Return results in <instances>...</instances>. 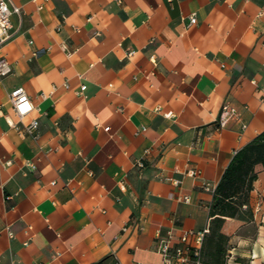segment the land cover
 <instances>
[{
  "label": "crops",
  "instance_id": "1",
  "mask_svg": "<svg viewBox=\"0 0 264 264\" xmlns=\"http://www.w3.org/2000/svg\"><path fill=\"white\" fill-rule=\"evenodd\" d=\"M10 1L0 264H161V239L208 232L225 168L264 130V0ZM15 87L36 106L22 120L38 119L36 137L8 123ZM255 171L252 218L221 228L225 264H264Z\"/></svg>",
  "mask_w": 264,
  "mask_h": 264
},
{
  "label": "trees",
  "instance_id": "2",
  "mask_svg": "<svg viewBox=\"0 0 264 264\" xmlns=\"http://www.w3.org/2000/svg\"><path fill=\"white\" fill-rule=\"evenodd\" d=\"M264 169V130L245 144L231 158L216 185L209 208L208 232L203 240V260L225 264L228 236L221 230L227 217L248 221L252 218L249 193L257 177L255 166ZM93 264H103V260Z\"/></svg>",
  "mask_w": 264,
  "mask_h": 264
},
{
  "label": "built area",
  "instance_id": "3",
  "mask_svg": "<svg viewBox=\"0 0 264 264\" xmlns=\"http://www.w3.org/2000/svg\"><path fill=\"white\" fill-rule=\"evenodd\" d=\"M20 13V8L14 5L10 0H0V50L1 47L11 36L12 16ZM196 22L194 15L190 17V23ZM130 52L129 54H131ZM12 71L10 64L5 56L0 54V77L8 75ZM82 85L80 89H84ZM41 97H45L44 93H40ZM10 107L17 118V121L8 120L11 126L30 136H37L39 133V121L32 118L29 122L24 123L22 120L28 116L36 106L31 97L25 92L22 87L13 88L8 95ZM224 112L233 113V109L224 105L222 107ZM108 130L109 127H105ZM147 151V150H145ZM139 165H141L139 163ZM200 171L192 169L187 172L189 176H197ZM178 184L177 180L173 181ZM208 189V186H204ZM187 201L188 199L185 198ZM11 235V234H10ZM205 236V230H183L177 238L176 242L172 241L171 236L161 239L158 243L157 251L161 255V264H209L201 259V248Z\"/></svg>",
  "mask_w": 264,
  "mask_h": 264
}]
</instances>
